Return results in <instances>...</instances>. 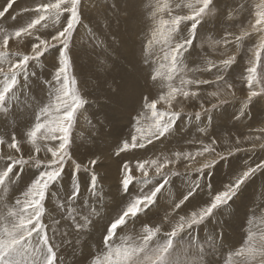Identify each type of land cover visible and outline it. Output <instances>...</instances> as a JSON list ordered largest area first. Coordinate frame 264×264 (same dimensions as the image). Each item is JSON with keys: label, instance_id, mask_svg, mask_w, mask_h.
<instances>
[{"label": "snow or ice", "instance_id": "1", "mask_svg": "<svg viewBox=\"0 0 264 264\" xmlns=\"http://www.w3.org/2000/svg\"><path fill=\"white\" fill-rule=\"evenodd\" d=\"M194 103L207 142L157 155ZM124 113L128 133L112 137ZM225 117L248 129L234 142L229 130L226 148L215 135ZM258 210L264 0H5L0 264H264Z\"/></svg>", "mask_w": 264, "mask_h": 264}, {"label": "rangeland", "instance_id": "2", "mask_svg": "<svg viewBox=\"0 0 264 264\" xmlns=\"http://www.w3.org/2000/svg\"><path fill=\"white\" fill-rule=\"evenodd\" d=\"M5 3V0H0V7H2ZM18 3L20 6H22V0H18ZM247 61L245 60V63ZM79 71L85 75H87L90 71V65L84 61H80V68ZM238 95H242L238 92ZM103 102V101H101ZM238 103V102H237ZM159 109L163 108V105L157 106ZM205 107H210V105L206 102ZM201 111L199 104L194 103L192 105H184L183 106V113L185 119L184 123L182 125L183 132L181 135L176 136L175 138H170L169 141L165 142L164 145L157 148L156 154L160 155L162 158H167L168 156L172 155L175 151H191L193 154L202 147L201 141L207 142V137L204 135L203 132H201V128L203 127V124H201L199 121L195 120L194 118L189 119V117H194L196 112ZM229 111H235L234 108H230ZM128 115L127 113L124 114H118L114 120L113 127L109 130L111 132L112 137H115L120 134L127 135L128 133ZM217 128L215 130V135L217 136V139L220 142V145L223 147H228V139H229V130L231 131V139L234 142V139L237 135H246L248 133V129L246 128H233L232 122L228 121L225 117L224 120H217L216 121ZM110 142V141H109ZM101 146H103V142H101ZM199 159V158H198ZM105 165L107 166L104 171L107 172L109 176L108 183L115 184L118 181V168L113 163L111 159L105 160ZM169 168H175L180 173H183L185 171L183 165L176 164V165H169ZM219 168V165H218ZM168 170V169H165ZM151 175V173H150ZM176 184L179 187H182L181 184V178H176ZM259 184V180H255L250 182L243 190V196L241 198V201L238 203L240 204V213L243 214L245 212V207L253 194L254 189ZM257 202H259V196H257ZM254 221L255 228L259 229L261 227V222L264 221V212L257 211V214L252 217ZM104 221H101L100 223V231H103L104 227ZM247 232V228L244 230ZM100 233L97 232L95 234V239H99ZM241 239V234L236 233L233 235V243H239ZM93 251H95V245L93 244Z\"/></svg>", "mask_w": 264, "mask_h": 264}]
</instances>
